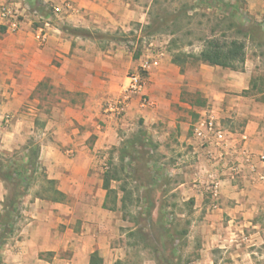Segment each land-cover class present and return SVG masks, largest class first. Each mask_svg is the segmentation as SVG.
Returning a JSON list of instances; mask_svg holds the SVG:
<instances>
[{
    "label": "crops",
    "instance_id": "1",
    "mask_svg": "<svg viewBox=\"0 0 264 264\" xmlns=\"http://www.w3.org/2000/svg\"><path fill=\"white\" fill-rule=\"evenodd\" d=\"M19 1L45 12L49 5L57 4L62 6L63 12L59 30L52 31L45 44H39L33 36L37 24L31 12L25 14L23 26L18 31H11L0 23V137L7 132V136L1 137L2 142L7 141L0 144L1 150L6 153L13 151L25 124L36 120V116L40 114V100L33 97V92L45 80H49L54 87L71 92L84 91L87 96L85 100L77 101L74 98H62L55 107L54 116L57 119L88 121L98 117L104 125L93 130L87 129L83 133H76L74 130V134L66 131L65 135V131H62L64 136L60 135L54 141L42 144L39 159L45 166L47 177L54 179L58 189L65 193L68 204L54 202L41 193L29 199V204L21 209L26 222L19 229L17 237L13 242H6L0 247L3 262L90 264L92 253L98 251L102 264H121L117 260L123 258L117 254L119 250L116 248V239L120 237L121 229L125 232L121 236L125 237L126 233L135 231L136 227L127 228L121 223L125 222L123 212H118L117 208L123 207L126 198V192L121 188L116 209L104 207L108 203V192L104 188L103 165L109 155V152L104 151L120 142V127H126L137 116L144 117L150 133H154L157 140L156 151L166 155L162 156L166 162L162 165H167L166 171L173 176V186L166 196L182 195L183 200L194 198L203 206V190L206 189L204 187L209 188V176L204 173L209 167L205 166L203 154L193 145L192 133L188 130L191 119L181 109L187 104L180 98L185 75L180 73V68H173L174 64L162 63L149 73L147 82L145 81L144 89L151 96L150 103L143 105L136 98L129 103L123 118H114L103 111L100 105L102 98L107 94L117 93L119 83L124 81L128 68H114L118 57L123 55V50H100L97 37L68 34L61 23H73L84 29L111 30L125 27L145 18L141 0H0V3ZM249 1L253 4L257 2L258 9L264 11V0ZM68 4L72 7L67 8ZM171 73L175 75L172 76ZM249 78V73L245 71L227 73L221 84L223 95L248 88ZM213 112L218 117L224 115L223 109ZM241 113L248 118L246 128L240 132L229 131L234 137L232 143L238 145L237 159L242 162L243 171L234 183L224 177L219 195L224 203L234 199L241 205L237 204L230 209L227 206L206 208L207 220L199 226L198 232L202 239L201 253L198 259L191 262L194 264H216L212 256L213 250L224 249L230 239L231 243L235 242L234 238H229L228 233L232 229V233L236 235L240 227L224 225L226 215L250 216L256 209L247 206H253V201L256 203L260 199L264 203V190L262 196L256 192L257 186L264 185L258 184L257 174L252 171L253 165H264V162L258 161L259 154H264V103L259 111L247 110ZM6 116H9L8 120L5 119ZM2 121L5 127L1 125ZM70 151L73 156L69 155ZM195 154H198V161L195 160ZM189 157H194L193 163ZM158 164L159 162H155L159 170ZM201 165L204 166L201 177L196 178L191 171L194 172ZM194 166L197 169L192 168ZM192 178L200 179L202 183L195 184ZM113 180L115 178L111 182ZM111 187L115 188L112 183ZM6 193V181L0 176V205ZM28 197L31 195L25 192L21 198L22 203L25 204ZM56 207L61 209L57 213ZM56 221L65 223L66 229L61 230ZM251 224L253 229H258L257 233L262 230L264 232L261 225ZM120 225L126 228H120ZM256 231L251 236H255ZM190 232L191 230L188 233ZM224 234H227L226 237ZM129 238H124V245H127ZM173 249L177 250V247ZM48 251L53 252V256H41L42 252ZM147 262L157 264L153 258H149Z\"/></svg>",
    "mask_w": 264,
    "mask_h": 264
},
{
    "label": "rangeland",
    "instance_id": "2",
    "mask_svg": "<svg viewBox=\"0 0 264 264\" xmlns=\"http://www.w3.org/2000/svg\"><path fill=\"white\" fill-rule=\"evenodd\" d=\"M141 3L144 6L145 18L140 22H131L125 27L111 28V30L84 29L73 23H61V27L68 34L79 33L97 37L100 50L112 48L123 50V55L118 57L114 68H124V66L128 68L124 74V81L119 83L117 93L107 94L102 98L100 108L104 111L105 102L118 96L125 89L130 74L140 72L144 82H147L149 73L154 68H159L162 63L168 65L171 63L175 65L173 68H180V73L185 75L180 98L187 103L181 109L188 113L187 118L191 119L188 127L190 134L194 124L205 112L215 110L220 112L222 109L224 115L218 118L223 126L228 130L243 131L248 118L240 112L259 111L264 103V11L258 9V3L253 4L249 0H141ZM212 39L221 42H231L235 39L243 41L246 45L244 65L232 69L201 61L199 55ZM155 50H164L165 53L159 58V64L151 67L149 72L142 70V60L149 58ZM232 71L248 72L249 86L239 92H227L223 95L221 84L226 74ZM171 75L175 74L171 73ZM145 94L150 100L151 96L147 90ZM33 97H38L40 100V114L36 116V120L25 124L13 151L6 153L0 148L2 152L0 166L1 163L9 164L12 168L25 171L24 183L20 189L15 187L17 180L6 182V196H13L14 191L21 194L20 198L25 192L31 195L25 204L21 201L20 215H17L14 232L7 242L14 241L19 229L26 222L22 217L21 209L29 204V199L31 200L38 193L47 196L51 194V191L46 189L48 182L45 166L39 159L42 144L46 141H54L60 135H66V131L71 134H74L72 133L74 130L76 133H83L87 129L93 130L104 125L98 117L88 121L76 119L67 121L54 116L55 107L62 98H74V101L85 100L87 96L84 91L71 92L54 87L50 85L49 80H45L33 92ZM136 98L140 102L138 95L133 96L131 101ZM1 125L5 127L4 121ZM120 130V142L104 151V153L109 152V155L103 165L104 171L115 178L111 183L117 193L122 186L126 187L124 205L118 207L117 211L123 212L125 222L121 223L127 228L136 227V230L126 233V239L131 238L127 240V245H124L125 237L121 235L125 232L121 229V235L115 242L119 250L117 254L123 258L117 259L118 263L149 264L147 262L149 258L156 259L157 264H189L195 261L201 253L202 239L198 232L199 226L207 220L206 208L227 206L230 209L235 208L238 202L230 199L224 203L222 198L215 199L207 187L203 190L204 198L201 202L203 206H200L194 198L183 200L182 195L166 196L173 186V176L166 171L167 165H162V163L166 164L162 158L166 155L156 151L157 140L153 136L154 133H150L146 119L137 116L126 127H120ZM62 131L65 132L61 134ZM5 136L7 132L1 137ZM1 137L0 144L7 142L6 140L2 142ZM69 155L73 156V152L70 151ZM197 155L195 154V160L198 161ZM261 155L263 154H259L258 160L260 163H262ZM189 159L194 162V157ZM155 162H159V170ZM203 167L202 165L198 169L192 167L197 170L194 172L192 170L191 174L200 178ZM257 167L258 170H264L263 164ZM204 174L208 175L206 171ZM241 174L242 172L235 178L229 179L234 183ZM192 181L195 184L202 183L200 179L192 178ZM257 182L264 185L258 177ZM256 189L258 195L262 196L264 187L257 186ZM114 198V193L108 197V206L114 205ZM3 204L4 201L0 205V214ZM66 204L67 201L62 202V205ZM60 207L55 208L56 213L61 210ZM254 207L256 210L250 216L244 217L238 214L224 217V225L232 228L240 227V230L236 235L232 233V229L228 233L229 238L235 239L234 243H231L230 239L224 249L213 250L212 256L216 264H264V232L262 230L257 233L258 229H253L251 224L261 225L264 229V203L260 199L256 203L253 201V206H247L251 209ZM169 212L171 214H168ZM56 224L61 230L67 227L61 221H56ZM124 225H120V228H126ZM190 230L191 232L188 233ZM253 231L257 233L255 236H251ZM226 235L224 234V237ZM174 247H177V250L174 251ZM0 256V264H4L1 253ZM41 256L49 258L53 256V252H42Z\"/></svg>",
    "mask_w": 264,
    "mask_h": 264
},
{
    "label": "built area",
    "instance_id": "3",
    "mask_svg": "<svg viewBox=\"0 0 264 264\" xmlns=\"http://www.w3.org/2000/svg\"><path fill=\"white\" fill-rule=\"evenodd\" d=\"M71 4L67 8H71ZM27 12H31L36 19V26L33 36L39 44H45L52 31L59 30V23L62 20L63 8L57 4H51L46 8V12L33 8L28 3L4 2L0 3V23L11 31H18L23 26V18ZM164 50H155L144 58L141 69L148 71L151 67L159 64V58L164 55ZM129 81L125 89L116 97L105 102L104 110L114 118H123L127 112L128 105L133 96H139L143 105L149 104L150 100L145 94V82L140 72L132 73L128 76ZM5 119H9L6 116ZM193 145L205 157V166L209 176V190L215 199H219L220 185L224 177L235 178L242 172V162L237 159V144L232 143L233 134L226 129L217 115L213 111L205 112L194 124L192 129ZM264 162V154L261 155ZM252 171L256 172L259 180L264 182V170H258L255 165Z\"/></svg>",
    "mask_w": 264,
    "mask_h": 264
},
{
    "label": "trees",
    "instance_id": "4",
    "mask_svg": "<svg viewBox=\"0 0 264 264\" xmlns=\"http://www.w3.org/2000/svg\"><path fill=\"white\" fill-rule=\"evenodd\" d=\"M246 45L241 40H232L231 42H221L219 40H209L205 48L201 51L199 59L210 65L229 67L236 69L240 66H243L246 60ZM24 170H17L12 168L9 164L1 163L0 166V176L2 179L7 181H15V187L20 189L24 183ZM113 175L109 172L104 174V188L107 189V197L111 194H115L114 205L108 206L107 203L104 205L106 208L116 209L118 201L117 191L111 187V180ZM48 182L47 190L51 191L50 195H46L49 199L54 202H63L66 200V195L64 192L58 189L57 183L54 179L46 178ZM45 188V187H44ZM121 189L126 192V187L122 186ZM42 194V193H41ZM43 195V194H42ZM21 194L17 191H14L13 196L7 195L4 199L2 214H0V247L5 244L14 232V227L16 224L17 217L20 215V203H21ZM124 199V197L122 198ZM123 201V200H122ZM18 215V216H17ZM175 251V249H173ZM1 258V256H0ZM102 257L98 251H95L91 255L90 264H102Z\"/></svg>",
    "mask_w": 264,
    "mask_h": 264
}]
</instances>
